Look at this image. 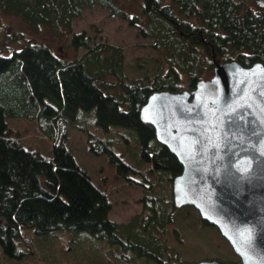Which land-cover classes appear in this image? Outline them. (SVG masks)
<instances>
[{
  "label": "trees",
  "instance_id": "obj_1",
  "mask_svg": "<svg viewBox=\"0 0 264 264\" xmlns=\"http://www.w3.org/2000/svg\"><path fill=\"white\" fill-rule=\"evenodd\" d=\"M124 2L0 0V28L6 15L24 25L7 35L19 46L0 50V247L8 258H24L27 251L19 240L23 229L32 227L42 236L85 231L102 240L113 252L101 251L104 259L95 264L179 260L171 252L167 229L177 235L174 211L193 205L175 206L172 181L182 164L157 140L154 126L141 120L140 107L154 90L192 88L208 79L215 60L264 63V8L256 2L255 9L248 0H142L131 14ZM95 5L126 18L151 38L161 59L146 80L128 75L122 46L107 41L91 45L92 36L73 32L75 18ZM44 29L57 37L72 33L69 46L86 50L79 57L61 55L38 37ZM9 118L34 120L48 145L26 142ZM74 127L87 131L91 151L107 155L127 181L133 173L148 180L157 176L154 184L147 179L140 183L150 188L142 199L144 211L127 223L110 218L113 204L107 190L93 182L66 145ZM120 127L136 131L140 164L128 162L114 148ZM194 209L199 224L212 225Z\"/></svg>",
  "mask_w": 264,
  "mask_h": 264
},
{
  "label": "water",
  "instance_id": "obj_2",
  "mask_svg": "<svg viewBox=\"0 0 264 264\" xmlns=\"http://www.w3.org/2000/svg\"><path fill=\"white\" fill-rule=\"evenodd\" d=\"M140 117L182 164L175 206L196 207L241 259L169 264H264V63L215 60L192 88L154 90Z\"/></svg>",
  "mask_w": 264,
  "mask_h": 264
},
{
  "label": "rangeland",
  "instance_id": "obj_3",
  "mask_svg": "<svg viewBox=\"0 0 264 264\" xmlns=\"http://www.w3.org/2000/svg\"><path fill=\"white\" fill-rule=\"evenodd\" d=\"M141 1L125 0L124 5L132 14L138 12ZM248 2L258 9L255 0H248ZM23 27V23L18 18L4 16L3 26L0 28V50L19 46L20 42L8 39L7 35L12 29L20 30ZM80 31L92 36L91 45L107 41L122 46L127 61L126 71L131 78L139 77L146 80L158 70L161 53L151 45V38L142 36L139 28L131 25L126 18L110 15L107 8L97 5L85 8L74 20L73 32ZM29 32V30H25V33ZM71 36L72 33L65 37L53 36L48 29L38 33L40 39L51 43L55 51L61 55L79 57L86 49L80 47L76 51L69 46ZM212 73L213 68L208 70L206 76H211ZM184 75L182 74V79ZM183 80V85H185L187 82L185 77ZM8 121L29 144L37 147L48 145L47 137L38 130L34 120L9 118ZM91 129L93 130V128ZM86 132L79 127L69 128L66 145L71 149L79 164L89 173L93 182L107 190L113 204L110 218L119 223H127L135 214L144 211L142 199L145 193L150 191V188L144 187L140 183L147 179L148 183L154 184L157 176L152 174V180H148L147 176L144 178L141 174L133 173L130 176V181L122 178L118 174L116 166L110 163L107 155H99L91 151ZM94 133L101 135L96 130ZM114 133V138H119L114 141V148L119 152L123 151L128 162L135 165L140 164L142 154L138 148L136 131L120 127ZM47 152H50V149ZM193 207L186 206L182 211H174L178 233L175 235L171 228L167 229V240L173 247L171 249L173 256L176 255L179 260L183 261L219 258L240 263L241 259L233 255L234 252L230 250L216 226L199 224L195 207ZM19 241V247L27 251L24 258H8L0 247V264H95L96 261L104 259L101 251L107 249L109 254L113 252L109 245H102V240L96 239L85 231H56L42 236L36 233L32 227H27L23 229V235Z\"/></svg>",
  "mask_w": 264,
  "mask_h": 264
},
{
  "label": "flooded vegetation",
  "instance_id": "obj_4",
  "mask_svg": "<svg viewBox=\"0 0 264 264\" xmlns=\"http://www.w3.org/2000/svg\"><path fill=\"white\" fill-rule=\"evenodd\" d=\"M214 69V68H213Z\"/></svg>",
  "mask_w": 264,
  "mask_h": 264
}]
</instances>
